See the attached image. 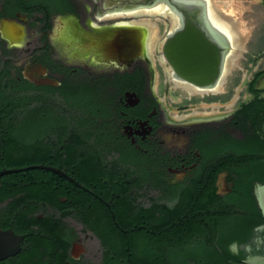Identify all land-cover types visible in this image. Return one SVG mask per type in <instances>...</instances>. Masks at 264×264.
<instances>
[{
    "label": "flooded vegetation",
    "instance_id": "flooded-vegetation-1",
    "mask_svg": "<svg viewBox=\"0 0 264 264\" xmlns=\"http://www.w3.org/2000/svg\"><path fill=\"white\" fill-rule=\"evenodd\" d=\"M155 5L142 0H0V230L14 232L23 195L18 191L32 182H23L25 177L34 175L21 177L19 172L36 166L46 170L40 180L48 190L42 207L27 218L54 220L51 226L31 225L29 244L21 242L19 252L0 264L104 261L99 233L107 231L111 240L121 229L111 203L117 185L146 206L162 202L169 190L176 195L192 190L198 198H213L214 193V201L234 215L240 214L241 203L249 207L251 199L260 208L264 91L255 86L264 68L231 92L227 79L234 67L217 91H186L183 103L177 95L183 89L172 87L158 59L164 58L170 23L162 14L136 13ZM145 19L157 28L153 58L149 28L141 23ZM171 69L177 80L202 88ZM193 112L209 115L174 117ZM68 117L80 123L78 132L87 139L78 150L92 155L68 163L64 138L47 148L44 162L29 168L14 165L26 124L31 135L51 143V122ZM14 169L21 170L7 172ZM198 205L194 199L190 209L181 211L182 230H189L195 219L205 226L210 211ZM142 221L133 230L149 231ZM232 249L243 251L240 264H264V224Z\"/></svg>",
    "mask_w": 264,
    "mask_h": 264
},
{
    "label": "trees",
    "instance_id": "trees-1",
    "mask_svg": "<svg viewBox=\"0 0 264 264\" xmlns=\"http://www.w3.org/2000/svg\"><path fill=\"white\" fill-rule=\"evenodd\" d=\"M264 73L258 74V77ZM257 82L255 79L254 83ZM51 122V143L41 141L40 137L31 135L28 124L25 125L26 133L20 137L18 157L14 165L17 167L32 166L42 163L41 159L47 156V148L54 146L57 140L65 138L67 147V162L76 163L78 157L87 152H80L78 147L87 145V139L78 132L79 122L68 117L65 122ZM58 126V127H57ZM55 135H62L57 136ZM43 140V139H42ZM90 159L87 158L86 162ZM46 170L38 166L19 172L25 181H32L28 186L21 187L18 191L23 193L18 200L20 206L19 221L14 226V232L24 236L22 245L30 242L31 225L51 226L53 221L46 216L43 220L33 222L27 215L42 207L48 185L42 182V173ZM53 174V173H49ZM60 178V176H57ZM39 179V181H37ZM116 186V185H115ZM116 196L111 201L116 218L121 229H115L114 236L108 240L107 231L99 233L105 246L104 261L99 264H240L243 251L237 254L232 245L239 246L246 243L253 234L256 226L264 224V216L256 201L251 199L249 207L241 203L238 215L233 211L223 208L213 198L199 197L191 190L181 195L169 190L162 202L153 200L152 204H136L133 198L125 193V188L116 186ZM251 186L247 187V193ZM199 199V207L210 212L205 217V226L200 221L190 223L189 230H182L179 220L181 211L190 209L187 207L193 200ZM28 205L25 206V203ZM198 208V207H197ZM136 210V212L134 211ZM256 212V217L251 216ZM129 213H132L129 215ZM102 217V215L100 216ZM146 219L149 231L133 230V224L143 222ZM151 230V231H150ZM112 251V256L108 254ZM6 264H51L46 261H5ZM56 264H96L83 261H60Z\"/></svg>",
    "mask_w": 264,
    "mask_h": 264
},
{
    "label": "water",
    "instance_id": "water-1",
    "mask_svg": "<svg viewBox=\"0 0 264 264\" xmlns=\"http://www.w3.org/2000/svg\"><path fill=\"white\" fill-rule=\"evenodd\" d=\"M142 1L148 4L151 1L153 3L161 1L178 16L179 26L174 31L167 32L164 37V58L179 75L184 76L190 82L200 84L202 88L216 87L224 74L228 56L236 51L245 50L244 40L242 45L237 47L229 32L214 25L210 7L211 0ZM161 17L167 23L170 21L163 14ZM219 38L226 42L222 43ZM263 82L264 75L258 80L255 89L264 91ZM51 169L66 176L57 169ZM18 170L21 169L7 172ZM259 193L261 196L259 206L264 212V185L260 187ZM23 238V235L16 234L12 230H0V259L17 254Z\"/></svg>",
    "mask_w": 264,
    "mask_h": 264
},
{
    "label": "bare ground",
    "instance_id": "bare-ground-1",
    "mask_svg": "<svg viewBox=\"0 0 264 264\" xmlns=\"http://www.w3.org/2000/svg\"><path fill=\"white\" fill-rule=\"evenodd\" d=\"M211 2H212L211 6H210L211 7V15H212V21H213L214 25L217 27H221L225 31L229 32V34L233 37L234 42H236L237 47H240L242 45L241 43L244 39H243L242 33L240 32V29L238 28L239 27V21H238L237 15H236L237 9L235 7H233L234 5L231 7H228V8H223V7L216 5L214 1L211 0ZM136 13H147V14H152V15L163 14L165 16H169L170 21L168 23H170V26H169L167 32H172L179 26L178 16L175 13H173L169 7H166L165 4L161 1L156 2V5L153 8L141 9V10L137 11ZM141 23H143L144 25H146L149 28L150 34H149V42L148 43H149V49L151 51L150 53H151V56L153 58L152 51H154V49L156 47L155 44L157 43V40H158L157 39V28H156L155 24H153L149 19H145V20L141 21ZM167 32H166V34H167ZM217 36H220V35H217ZM219 39L222 43L226 42L222 38H219ZM162 40H163V38H162ZM161 44L162 43H160V46H161ZM242 52L236 51V53H232L228 56L224 74H223L221 80L219 81L218 85L214 88H209V87L208 88H197V87H195V86H193L187 82L177 80L173 75V71H172L171 67L167 65L166 60L163 58V56L159 55L158 59L164 65L166 76L168 77V81L171 82L173 88H181V89L187 91L189 94H206V93H212V92L217 91L218 87H220V85L224 82L227 74L234 67H238L237 61L241 57ZM263 86H264V82H263ZM251 97L252 96L249 95V97L246 98L245 101H249L251 99ZM194 115L207 116L209 114L207 112H203V113H199V114L197 112H193L189 115H181V116L176 115L174 117L177 119H184V118H188V117H193Z\"/></svg>",
    "mask_w": 264,
    "mask_h": 264
},
{
    "label": "rangeland",
    "instance_id": "rangeland-1",
    "mask_svg": "<svg viewBox=\"0 0 264 264\" xmlns=\"http://www.w3.org/2000/svg\"><path fill=\"white\" fill-rule=\"evenodd\" d=\"M213 1L216 5L223 8H228L234 5L233 7L237 9L236 15L238 21L240 22L238 28L241 30L245 41V50L242 52L241 57L237 61L238 67H235L228 76V89L232 92L235 85L242 89L248 80L253 75H256L254 74L256 71L264 68V59H262V55L264 53L260 50L259 43L254 41V36L251 32L252 27L249 18H251L252 11L249 8L252 7V4L250 3L252 0ZM245 75H247V79H245ZM177 93L178 96L184 99L183 103H186L188 93L180 89L177 90ZM247 95L248 93L244 96V99H246Z\"/></svg>",
    "mask_w": 264,
    "mask_h": 264
},
{
    "label": "crops",
    "instance_id": "crops-1",
    "mask_svg": "<svg viewBox=\"0 0 264 264\" xmlns=\"http://www.w3.org/2000/svg\"><path fill=\"white\" fill-rule=\"evenodd\" d=\"M252 11L250 22L254 41L259 43L260 50L264 53V0H252L250 2ZM264 59V54L262 55Z\"/></svg>",
    "mask_w": 264,
    "mask_h": 264
}]
</instances>
